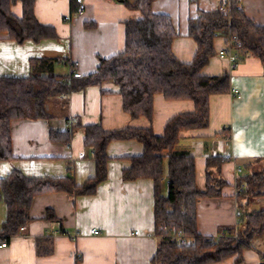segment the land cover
Listing matches in <instances>:
<instances>
[{
	"label": "crops",
	"instance_id": "1",
	"mask_svg": "<svg viewBox=\"0 0 264 264\" xmlns=\"http://www.w3.org/2000/svg\"><path fill=\"white\" fill-rule=\"evenodd\" d=\"M222 0H154L152 11L167 14L179 35L172 42L175 57L185 63L192 60L196 43L187 36V21L198 10L215 9ZM246 16L264 25V0H238ZM84 11L76 14L75 0H34V16L44 26L54 28L57 37L38 41L10 40L0 33V78H27L30 60L56 58L66 63L55 66V74L93 72L100 58H108L124 49L125 22L139 19L119 0H83ZM11 13L22 17V4H10ZM68 17V18H67ZM67 18V19H66ZM225 39H214L215 55L202 69L207 76L229 75L230 90L209 98V122L205 129L181 132L177 152L194 158L196 185L206 187L205 164L208 156L228 159L221 168L226 185L218 197L197 202V228L205 236L216 237L224 227L235 225L237 207L236 178L252 160L254 170L264 169V67L257 58L245 57L233 69L218 52ZM233 90L239 92L234 97ZM49 120H12L10 139L12 160L0 161V178L13 170L28 178L70 176L81 185L94 176L92 153L84 149V133L74 130L70 140L52 141L50 131L63 132L70 124H99L105 131L151 128L161 135L167 121L176 114L191 113L189 100L153 97L152 120L131 118L122 109V99L113 83L88 86L48 101ZM143 145L136 140L112 141L107 145L106 178L93 194L72 196L54 192L35 196L29 210L30 221L0 248V264H153L159 237L154 232L153 182L147 178L124 180L123 170L130 157L139 156ZM240 169V171H236ZM167 187L163 186L166 193ZM248 210L264 209V197L249 202ZM53 211L56 220L44 218ZM5 206L0 202V224ZM97 230L98 234H92ZM137 231L138 234L133 233ZM75 234L77 237L73 238ZM221 234V233H220ZM42 248L52 242L53 252L37 255L36 241ZM264 252V239L256 241ZM256 256V253L254 254ZM259 251L253 264H262ZM218 264V263H217ZM233 264V263H229Z\"/></svg>",
	"mask_w": 264,
	"mask_h": 264
},
{
	"label": "trees",
	"instance_id": "2",
	"mask_svg": "<svg viewBox=\"0 0 264 264\" xmlns=\"http://www.w3.org/2000/svg\"><path fill=\"white\" fill-rule=\"evenodd\" d=\"M15 0H0V33L10 40L22 42L56 38L54 28L41 25L34 16V0H20L22 17H15L10 4ZM126 8L138 11L139 19L125 22L124 49L108 58H100L96 69L74 77L76 68L71 65L68 75L55 74V66L66 59L45 58L30 60L27 78H0V161L12 160L10 123L12 120H49L46 105L49 100L68 96L88 86L113 83L122 99V109L131 118L152 120L153 97L161 94L166 100H189L194 111L171 117L163 133L156 135L151 128L105 131L99 124L82 125L77 121L63 132L50 131L52 141L68 142L74 130L84 133L83 145L92 153L94 176L77 185L70 176L61 178H28L13 170L0 178V202L5 206L0 224V242H8L20 228L30 221L29 210L35 196L66 192L72 196L90 195L106 178L107 145L112 141L136 140L143 145L139 156L130 157V167L123 170L124 180L147 178L153 182V222L159 237L153 264H217L232 259L241 264L243 254L253 242L264 239V209L248 210L249 202L264 197V169L254 170L251 161L245 172L235 181L237 207L240 217L237 226L224 227L216 237L205 236L197 228V202L204 197H218L226 181L221 176L222 165L228 160L222 156H208L205 164L206 187L196 185L194 158L177 152L181 132L205 129L209 122V98L230 90L229 75L207 76L202 69L215 55L214 39L235 37L232 43L239 62L245 57L257 58L264 67V25L251 21L238 0H228V10L222 0L213 10H198L187 21V36L196 43L192 60H178L172 52V42L178 37L171 17L154 13V0H119ZM77 6L72 8L76 11ZM166 185V193L163 186ZM56 220L51 210L44 216ZM181 232L189 238L184 245L170 238ZM236 234V236H234ZM42 248L36 241L37 255L53 252L52 242ZM264 264V252H259Z\"/></svg>",
	"mask_w": 264,
	"mask_h": 264
},
{
	"label": "built area",
	"instance_id": "3",
	"mask_svg": "<svg viewBox=\"0 0 264 264\" xmlns=\"http://www.w3.org/2000/svg\"><path fill=\"white\" fill-rule=\"evenodd\" d=\"M226 1L225 5H222L219 7L220 10L222 11H227L228 10V7L229 5L227 4L228 3V0H224V2ZM76 4H77V9H76V14H80L84 11V3H83V0H75ZM68 18V17H67ZM66 18V19H67ZM233 42H236L235 40V37H229L228 40L226 41V44H225V47L220 50L218 52V56L220 58H223L225 60H227L230 64V68L233 69L237 66V64L239 63V60H238V56L237 54L234 52L233 50V47H232V43ZM236 44L238 45L239 43L236 42ZM74 77H80V73L78 72H73L72 73ZM232 94L234 95V97H239V92L237 90H233L232 91ZM236 171H240V169H237ZM240 210L238 207L235 208L234 210V216L236 218V221H235V225L234 226H237L238 224V221H239V217H240ZM23 228H20V230H22ZM92 234H98V231L97 230H91L90 231ZM134 235H137L138 232L135 231L133 233ZM78 234H75L73 236V238L77 237ZM236 236V234L234 235ZM170 238L174 239L178 244L180 245H184V244H187L189 242V238L185 237L180 231L177 232V233H171L169 235ZM7 246V242L6 241H2L0 242V248H5Z\"/></svg>",
	"mask_w": 264,
	"mask_h": 264
},
{
	"label": "rangeland",
	"instance_id": "4",
	"mask_svg": "<svg viewBox=\"0 0 264 264\" xmlns=\"http://www.w3.org/2000/svg\"><path fill=\"white\" fill-rule=\"evenodd\" d=\"M263 251L261 248L258 247L257 242H253V245L250 249L246 250L243 254V262L241 264H253L255 262L257 252ZM256 253V256L254 255ZM259 261L262 263L263 261L259 259ZM232 263V259L225 260L223 262H220L218 264H229Z\"/></svg>",
	"mask_w": 264,
	"mask_h": 264
}]
</instances>
